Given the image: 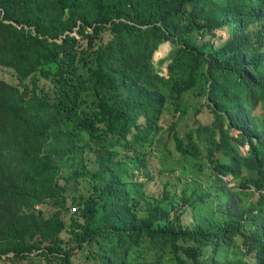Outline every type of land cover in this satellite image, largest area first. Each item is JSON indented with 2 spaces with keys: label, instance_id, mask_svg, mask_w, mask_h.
<instances>
[{
  "label": "trees",
  "instance_id": "16d2710c",
  "mask_svg": "<svg viewBox=\"0 0 264 264\" xmlns=\"http://www.w3.org/2000/svg\"><path fill=\"white\" fill-rule=\"evenodd\" d=\"M224 23L233 41L216 46ZM252 42L264 47V0H0V262L210 264L223 201L248 198L247 168L263 191L251 223L264 214V97L245 84L264 70L241 69L239 54ZM187 104L212 123L174 121L168 135L200 164L197 180L164 177L148 196L156 174L143 143L152 156L161 116ZM259 227L240 239L248 264L264 261ZM224 230L213 261L236 264Z\"/></svg>",
  "mask_w": 264,
  "mask_h": 264
},
{
  "label": "clouds",
  "instance_id": "9594fccd",
  "mask_svg": "<svg viewBox=\"0 0 264 264\" xmlns=\"http://www.w3.org/2000/svg\"><path fill=\"white\" fill-rule=\"evenodd\" d=\"M230 24L231 23H224V24L217 26V28L215 30L216 35L219 38L221 37V39L215 43L216 46L220 45L222 42H224V43L228 42L229 43V42L233 41L232 40V30H231ZM256 24H257V26L263 27L261 23H256ZM258 28H260V27H257V29ZM166 44H168L170 46L169 43H165L162 46H164ZM162 46H160L159 50L155 54L156 60L161 59V58L157 59V57H158L157 54L159 53ZM170 50H171V46H170ZM239 54L244 58L241 69L248 67L250 70V73H252V71L254 69H256V70L263 69L264 70V47L261 46L260 44H258L256 42H252L249 44L248 47H245L244 49H240ZM237 78L247 79L248 77L240 76ZM245 84L248 86L249 91L253 94L255 101L261 103V100L264 97V75L262 77H259V78H254V79L252 78L251 81L246 82ZM193 112H194L193 116H194V118H196L199 115V112L192 110L189 107V104H187L186 106H183L182 112H180V113L178 112L175 114V116L178 118V120L176 117H174L171 113H168V112H165L161 116V118L163 119V117L165 115H170L173 119L172 121L170 119V124H172V122L182 120L184 117L192 114ZM254 113H255V111H254ZM256 113H260V111L258 110ZM162 119L160 120V125H161ZM140 122L143 123V119H141ZM211 123L212 122H210V124ZM170 124H169V126H170ZM169 126H167V128H166L167 134L169 132ZM231 134L236 138L238 136L237 132H235V131H233ZM163 139H164V128L158 137V140H161V141L158 142V140H157L153 145V149H154L153 155L157 154L161 150V143L163 142ZM239 147H240V152H241L242 147H247V153L246 154L241 153V154L243 156H246V155L248 156V154L250 152V146L248 144H246V145H240ZM150 148H151V139L145 141L143 143V147L141 149V152L143 153V155L149 157V159H148L149 166H150V158L152 159V156H153V155L151 156ZM118 156L127 157L125 153H121ZM169 159H173V157L171 156ZM151 165H152V163H151ZM160 165H161V167H164V169L162 170L163 172L160 171V168H159V175L161 176V175H164V172H165L167 167H165V165L162 163H160ZM198 165H200V164L196 162L194 165V168ZM150 168H151V166H150ZM252 175H255V174L253 173L252 170H250V168L245 169V172L242 175L245 180H247L248 182L250 181L249 190L243 191V194L248 193V198H245L244 201H238V203H235L230 198H225V200L223 201L224 207L219 209L220 222L218 223L219 230H218V233L216 235L217 239L210 246L206 245V249H205V251L207 253H209V255L207 257L210 258V260H209L210 264H225V262H226L225 258H218L215 262L213 261L214 257L219 256L221 251H226V247L224 246V244L219 245L220 240H221L219 237H221L225 234L224 227L226 228V231H227V236H228L227 238L229 239V242L231 243V245H230V251H231L230 259H231V261L235 262L236 264H248L249 261L253 262L252 258H248L247 251H246L245 247H243L241 242H240V239L244 240L243 235H247L249 233L248 227H250L252 225H254V228H256L257 226H260L258 229V232H257L258 237L256 239H257L261 249L264 251V214H262L260 216V218L258 219V221L256 223H251V221H250L249 202L250 201L256 202L258 200L259 195L263 193V191H257L256 189H258V188L254 184V182L257 181L258 179H260L261 176L257 177V175H256V176L252 177ZM219 176L224 179L225 183H227L230 188L235 189V192H236V189L237 190L239 189L238 183H240V182H237V180H235V178L232 174L227 175V176L219 174ZM202 178L204 179L203 175L200 176V179H199L200 183H201ZM192 180H197V178L196 179L191 178L190 181L192 182ZM151 182L158 183L157 176ZM160 182H161V179H160ZM204 182H205V180H204ZM232 184H234V185H232ZM261 190H264V189H261ZM249 196H250V198H249ZM177 198H179V197L177 196ZM72 210H73V208H72ZM167 249L170 250V248H167ZM137 258H140V257H137ZM142 260H143V258L139 259V261H137L136 263L139 264L140 262H142ZM187 264H197V262L195 259H191V260L187 261ZM257 264H261V263H257ZM263 264H264V261H263Z\"/></svg>",
  "mask_w": 264,
  "mask_h": 264
},
{
  "label": "rangeland",
  "instance_id": "374dc122",
  "mask_svg": "<svg viewBox=\"0 0 264 264\" xmlns=\"http://www.w3.org/2000/svg\"><path fill=\"white\" fill-rule=\"evenodd\" d=\"M169 51H170V46L168 44L162 46L159 53L157 54V56H158L157 59L167 56ZM163 68H165V67L163 66ZM193 115H194V112L192 114L184 117L182 120L176 121V123H180V124H182L181 126L184 127V124H186L188 122L190 124V123H192V120L195 121V119L200 121L204 117H206V119H207L206 123L211 122V117H209L207 115L205 116V114H203V113L202 114L200 113L196 118H194ZM170 119H171V121L173 120L170 115H165L163 117V119L161 121V126L164 128V139H163V142L161 143V150L157 154L153 155L152 159L150 158V166L152 163V170L155 172V174L157 176L158 183H153V182L149 181V183L144 188L145 193L148 196H150L151 194L158 195L159 191L161 190L160 179L165 180L164 177L169 178L172 182H175L178 185H182L183 183H191V181H190L192 178L191 174L194 171V165H195L196 161L193 158L182 156L176 152L175 146H174V141L171 140V138L169 137V135L166 132V128L170 124ZM177 120H178V118H177ZM193 128H194V125H193ZM185 133L186 132H184L183 134H185ZM166 148H168V150H170L174 153V155H172L173 159H165ZM241 153L246 154L247 153V147H242ZM90 157H91V160H93V161L95 160L94 154L93 155L90 154ZM162 160H165V167L169 166L170 164L172 166L173 165L177 166L176 173L174 175H171L167 171L164 172V175H161V176L159 175V168L161 169L160 162ZM91 167L94 170H96L98 168V165H92ZM201 181H204V179L202 178ZM232 185H234V184H232ZM173 196L177 197L176 195H173ZM63 238L68 240L70 238V235L67 232H65V233H63ZM136 259L137 258L135 257V260ZM0 264H6V262L5 261L0 262Z\"/></svg>",
  "mask_w": 264,
  "mask_h": 264
},
{
  "label": "built area",
  "instance_id": "2783aa9c",
  "mask_svg": "<svg viewBox=\"0 0 264 264\" xmlns=\"http://www.w3.org/2000/svg\"><path fill=\"white\" fill-rule=\"evenodd\" d=\"M76 210H77V208H73V210H72V211H73V212H76Z\"/></svg>",
  "mask_w": 264,
  "mask_h": 264
}]
</instances>
